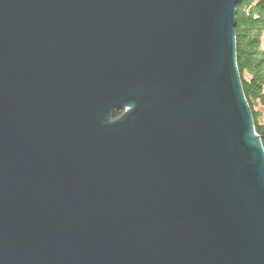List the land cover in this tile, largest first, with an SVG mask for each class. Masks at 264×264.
Here are the masks:
<instances>
[{"label": "water", "instance_id": "obj_1", "mask_svg": "<svg viewBox=\"0 0 264 264\" xmlns=\"http://www.w3.org/2000/svg\"><path fill=\"white\" fill-rule=\"evenodd\" d=\"M243 1L0 0V264H264Z\"/></svg>", "mask_w": 264, "mask_h": 264}, {"label": "trees", "instance_id": "obj_2", "mask_svg": "<svg viewBox=\"0 0 264 264\" xmlns=\"http://www.w3.org/2000/svg\"><path fill=\"white\" fill-rule=\"evenodd\" d=\"M237 10V63L256 132L264 145V118L260 110L264 108V0H244Z\"/></svg>", "mask_w": 264, "mask_h": 264}, {"label": "rangeland", "instance_id": "obj_3", "mask_svg": "<svg viewBox=\"0 0 264 264\" xmlns=\"http://www.w3.org/2000/svg\"><path fill=\"white\" fill-rule=\"evenodd\" d=\"M237 8V7H236ZM237 13H238V10H237ZM237 26V25H236ZM236 29V28H235ZM235 36H236V30H235ZM236 56H237V41H236ZM238 59V58H237ZM237 67H238V63H237ZM238 71H239V68H238ZM240 73V72H239ZM243 86V85H242ZM244 91V90H243ZM244 95H245V93H244ZM247 100V99H246ZM260 110L263 112L262 113V116H263V118H264V108H260ZM251 113H252V110H251ZM252 116H253V113H252ZM253 120H254V118H253ZM255 122V121H254ZM261 143H262V145H263V142H262V140H261ZM264 146V145H263Z\"/></svg>", "mask_w": 264, "mask_h": 264}, {"label": "bare ground", "instance_id": "obj_4", "mask_svg": "<svg viewBox=\"0 0 264 264\" xmlns=\"http://www.w3.org/2000/svg\"><path fill=\"white\" fill-rule=\"evenodd\" d=\"M254 125H255V122H254ZM255 131H256V127H255ZM257 133V132H256ZM259 136V135H258ZM262 140L261 136H260V141Z\"/></svg>", "mask_w": 264, "mask_h": 264}]
</instances>
